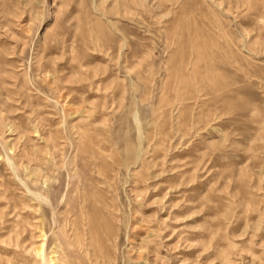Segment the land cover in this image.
I'll list each match as a JSON object with an SVG mask.
<instances>
[{
    "label": "rangeland",
    "instance_id": "rangeland-1",
    "mask_svg": "<svg viewBox=\"0 0 264 264\" xmlns=\"http://www.w3.org/2000/svg\"><path fill=\"white\" fill-rule=\"evenodd\" d=\"M0 264H264V0H0Z\"/></svg>",
    "mask_w": 264,
    "mask_h": 264
},
{
    "label": "bare ground",
    "instance_id": "bare-ground-1",
    "mask_svg": "<svg viewBox=\"0 0 264 264\" xmlns=\"http://www.w3.org/2000/svg\"><path fill=\"white\" fill-rule=\"evenodd\" d=\"M39 248H40V247H39ZM39 248H38V249H39ZM38 249H37V250H38ZM39 251H40V250H39ZM39 251H38V252H39ZM52 254H53V252H52Z\"/></svg>",
    "mask_w": 264,
    "mask_h": 264
}]
</instances>
